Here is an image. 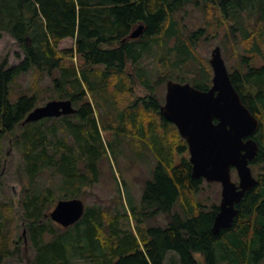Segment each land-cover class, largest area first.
Returning a JSON list of instances; mask_svg holds the SVG:
<instances>
[{
  "label": "trees",
  "instance_id": "1",
  "mask_svg": "<svg viewBox=\"0 0 264 264\" xmlns=\"http://www.w3.org/2000/svg\"><path fill=\"white\" fill-rule=\"evenodd\" d=\"M188 4L205 10L204 26L189 30L182 22ZM139 25L143 32L130 37ZM4 32L24 56L12 66L7 55L0 61V146L7 138L18 153L21 185L16 200L0 198V264L14 257L26 264H202L196 253L204 264H251L264 257V0H0V39ZM221 36L233 62L230 78L259 120L250 164L263 167L236 204L230 227L214 233L218 204L196 199L204 179L192 177L187 143L159 111L158 86L174 80L207 89L212 69L198 44ZM68 37L74 44L59 48ZM148 57L156 64L145 63ZM24 74L31 92L15 94ZM44 75L52 97L70 99L74 112L24 122L37 106ZM135 86L145 94L136 95ZM126 104L140 111L130 124L116 126L112 109L127 118L118 108ZM100 108L115 120L104 122L107 129L123 137L128 128L145 127L152 144L151 175L139 180L141 201L129 209L135 232L120 225L128 213L117 200L112 210L85 206L68 226L49 216L58 199L77 197L99 180L96 163L105 146L94 110ZM86 154L92 163H85ZM159 214L165 226L152 223Z\"/></svg>",
  "mask_w": 264,
  "mask_h": 264
},
{
  "label": "water",
  "instance_id": "2",
  "mask_svg": "<svg viewBox=\"0 0 264 264\" xmlns=\"http://www.w3.org/2000/svg\"><path fill=\"white\" fill-rule=\"evenodd\" d=\"M143 28L139 25L130 37H138ZM209 63L212 78L207 89L189 82L167 80L160 113L175 124L186 140L192 177L221 184V199L212 224V231L217 233L230 227L238 211L236 204L245 191L257 184L249 162L258 152L253 135L258 130L259 120L233 84L220 46L211 50ZM72 112L74 107L70 99H52L33 108L24 122ZM232 167L236 170L237 182L232 179ZM83 213V201L71 198L58 200L49 215L53 221L68 226L79 220Z\"/></svg>",
  "mask_w": 264,
  "mask_h": 264
},
{
  "label": "rangeland",
  "instance_id": "3",
  "mask_svg": "<svg viewBox=\"0 0 264 264\" xmlns=\"http://www.w3.org/2000/svg\"><path fill=\"white\" fill-rule=\"evenodd\" d=\"M183 20L182 22L188 24L189 30H194V24L204 26L206 19V12L201 7H194L191 4L186 5L185 9L182 10ZM222 36L217 40V38H212L210 40H200L198 44V50L204 54L208 59L210 58L211 50L216 46H220L221 53L227 69L231 65L232 59L226 58L223 48L218 43L222 40ZM74 44V39L65 38L60 41L59 48H69ZM17 53L20 55L18 56ZM8 56L9 66L16 65L23 58V53L18 45V42L8 33L4 32L2 38L0 39V61L4 56ZM148 62L149 65H154V60L152 57H148L145 63ZM156 64V63H155ZM153 73V72H152ZM52 81L48 75H44L40 82L39 90V101L37 106L45 104V102L55 99L54 93L51 89ZM13 92L18 94L19 92L30 93V75H21L16 83L13 85ZM166 92V83L158 86V94L164 102V95ZM134 93L136 95H144L145 91L142 87L135 86ZM89 102L92 103L96 101L94 94L86 95ZM12 100L15 97H11ZM94 108V107H93ZM119 112L127 116V118L122 117L119 119V113L117 110H113L114 117L116 119V126H120L122 123L130 124L131 114H136L140 111L137 109H130L129 105H119ZM152 113V112H151ZM94 116L98 123L97 127L100 132L101 138L104 142L105 153L102 154L100 160L97 161L96 166L100 170L99 180L93 184L83 186L81 192L77 196L81 199L85 206H100L102 208H114L115 200L119 203V208L125 210L128 213L122 221L120 220V225L122 227L128 228L129 230L135 232L137 229V221L131 216L129 209L132 206H139L141 201V186L142 182L139 180H144L151 175L152 166L155 163L154 153L152 144H147L146 135L147 130L145 127L139 130L135 128H128V135L119 134L116 135L112 130L106 128V123L115 122V120L105 113L104 108L94 110ZM106 122V123H104ZM136 122H134L135 124ZM139 123V122H138ZM136 123L135 125H137ZM115 124V123H113ZM136 127V126H135ZM96 132V131H95ZM115 132V131H114ZM137 139L136 142H132L130 145V140ZM96 146V144L94 143ZM93 141H90L88 146H91L90 151L94 150ZM18 153L15 148L9 144L7 138L2 142L0 146V198L9 200L11 198L17 199L20 190V183L17 176V162ZM93 156H91V161L88 160V155L85 156V163H92ZM82 166V165H81ZM263 165L251 166V170L254 176L261 171ZM89 174H92L91 170H88ZM138 178V180H136ZM232 179L237 181L236 173L232 172ZM203 190L196 196L198 201L210 205L212 202L218 204L220 202V192L221 186L219 183H209L203 180ZM116 197V198H115ZM153 224H160V226H165L166 221L163 218V214H159L157 219L152 222ZM23 228L20 229V234H22ZM27 245V242L25 243ZM197 258H199L204 264L203 258L199 253H196ZM4 264H26L25 260L19 261L17 258H9L5 260ZM224 264V263H219ZM251 264H264V257L257 262Z\"/></svg>",
  "mask_w": 264,
  "mask_h": 264
}]
</instances>
